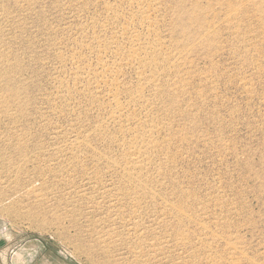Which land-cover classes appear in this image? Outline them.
<instances>
[{"label": "rangeland", "instance_id": "1", "mask_svg": "<svg viewBox=\"0 0 264 264\" xmlns=\"http://www.w3.org/2000/svg\"><path fill=\"white\" fill-rule=\"evenodd\" d=\"M228 1L0 0L2 264H264V0Z\"/></svg>", "mask_w": 264, "mask_h": 264}, {"label": "bare ground", "instance_id": "2", "mask_svg": "<svg viewBox=\"0 0 264 264\" xmlns=\"http://www.w3.org/2000/svg\"><path fill=\"white\" fill-rule=\"evenodd\" d=\"M230 1H231V2H230ZM245 1H247V0H245ZM147 2H148V1H147ZM150 2H151V1H150ZM155 2H156V1H155ZM218 2H220V1H218ZM228 2L231 3V6H234L232 0H229ZM141 3H142V2H141ZM134 4H135V3H134ZM149 9H150V8H149ZM143 10H144V9H143ZM247 10H248V7H247V8L244 10V12L241 14L242 17H243V18H242V19H243L242 21H245V20L247 21V19H248V12H247ZM139 12H140V11H139ZM144 15H145V13H144ZM144 15H143V16H144ZM115 17H117L116 14H115ZM146 17H147V16H146ZM144 18H145V17H143V19H144ZM147 18H148V17H147ZM148 20H149V18H148ZM142 21H143V20H142ZM144 23H145V22H144ZM149 23H151V22H149ZM146 24H148V22H147ZM143 25H144V24H143ZM150 25H151V24H150ZM150 25H149V26H150ZM151 27H152V25H151ZM146 30H147V31L150 30V29H148V26H147V29H146ZM133 37H135V36H133ZM137 37H138V36H137ZM137 37H136V38H137ZM141 38H142V37H141ZM132 41H133V39H132ZM138 41H140V40L138 39ZM133 42H134V41H133ZM134 44H135V43H134ZM136 44H137V43H136ZM158 44H159V43H158ZM137 45H138V44H137ZM142 47H143V46H142ZM142 47H141V48H142ZM148 48H149V47H148ZM152 48H153V47H152ZM134 49H135V48H134ZM134 49H133V50H134ZM142 49H143V48H142ZM146 50H147V49H146ZM156 50H157V49H156ZM137 51H138V50H137ZM131 52H132V51H131ZM132 53H133V52H132ZM130 54H131V53H130ZM130 54H129V55H130ZM140 54H141V53H140ZM152 54H153V53H152ZM152 54H150V55H152ZM157 54H158V53H157ZM134 55H136V53H134L133 56H134ZM141 55H142V54H141ZM126 56H127V55H126ZM130 56H132V55H130ZM133 56H132V57H133ZM136 56H138V55H136ZM136 56H135V57H136ZM155 56H156V55H155ZM128 57H129V56H128ZM129 58H130V57H129ZM142 58H143V57H141V59H142ZM133 59L136 60L137 57H136V58H133ZM128 60H129V59H128ZM135 60H134V61H135ZM145 60H146V58H145ZM129 61H130V60H129ZM141 61H143V60H140V58H139L138 63L142 64V63L144 62V61H143V62L141 63ZM152 61H153V60H152ZM104 62H105V61H104ZM131 62H132V60H131ZM148 62H149V60H148ZM148 62H147V63H148ZM135 63H136V62H135ZM138 63H137V65H138ZM157 63H158V61H157ZM102 64H103V63H102ZM104 64H105V63H104ZM133 64H134V63H133ZM148 64H150V62H149ZM108 65H109V64H108ZM154 65H155V63H154ZM100 66H101V63H100ZM103 66H104V69H105L106 66H105V65H103ZM132 67H133V66H132ZM138 67H139V65H138ZM145 67H146V66H145ZM114 68H115V67H114ZM136 68H137V67H136ZM139 68H140V67H139ZM149 68H150V67H149ZM155 68H156V67H155ZM109 69H110V68H109ZM140 69H141V68H140ZM140 69H139V70L137 69V70L140 71ZM151 70H152V69H151ZM88 73H89V72H88ZM139 73H141V71H140ZM143 73H144V72H143ZM143 73H142V74H143ZM151 73H152V72H151ZM83 74H84V73H83ZM83 74H82V75H83ZM89 74H90V73H89ZM142 74H141V75H142ZM141 75H140V76H141ZM77 76H78V75H77ZM84 76H85V75H84ZM89 76H90V75H89ZM142 76H143V75H142ZM152 76H154V75H152ZM83 78H84V77H83ZM138 78H139V77H138ZM146 78L148 79V77H146ZM155 78H156V77H155ZM155 78H154V79H155ZM86 79H87V77H86ZM88 79H89V78H88ZM92 79H93V78H92ZM150 79H152V78H150ZM154 79H153V80H154ZM79 80H80V78H79ZM95 80H96V79H95ZM153 80H152L151 83L154 82ZM88 81H89V80H88ZM117 81H118V80H117ZM149 81H150V80H149ZM95 82H96V81H95ZM89 83H90V82H89ZM117 83H119V82H117ZM148 83H149V82H148ZM151 83H150V84H151ZM95 84H97V83H95ZM103 84H104V83H103ZM142 84H144V83H142ZM108 85H109V83H108ZM116 85H118V84L115 83V86H116ZM103 86H105V84H104ZM97 87H98V85H97ZM108 87H109V86H108ZM112 87H113V86H112ZM117 87H118V86H117ZM117 87H116V90H117ZM141 87H142V85H141ZM114 88H115V87H114ZM143 88H144V87H143ZM110 90H113V89H110ZM110 90H109V92H110ZM113 91H114V90H113ZM113 91H111V93H112ZM116 93H117V94H116ZM109 95H110V94H109ZM109 95H108V97H110L111 95H114V96H115V95H118V92L116 91L114 94H111L110 96H109ZM111 97H112V96H111ZM141 97H142V96H141ZM116 98H117V97H116ZM116 98H113V99H116ZM143 98H144V97H143ZM118 99H119V98H118ZM134 100H135V102H136V98H135V96H134ZM137 100H138V98H137ZM113 101H114V100H113ZM116 101H117V100H116ZM139 101H140V99H139ZM117 102H119V100H118ZM117 102H114V103H116L117 105H119V103H117ZM133 102H134V101H133ZM141 102H142V101H141ZM143 102H145V101H143ZM136 103H137V102H136ZM116 104H115V105H116ZM119 106H120V108H119V111H120V109H121L122 107H121V105H119ZM113 108H114V107H113ZM114 109H115V108H114ZM122 109H124V108H122ZM125 109H126V108H125ZM117 110H118V108H117ZM119 111H118V113H119ZM124 112H125V111H124ZM113 113H114V111H113ZM121 113H122V111H121ZM119 114H120V113H119ZM123 114H124V113H123ZM114 115L116 116V113H115ZM121 116H122V115H121ZM113 117H114V116H113ZM113 117H112V118H113ZM116 117L119 118V116H116ZM116 117H115V119H116ZM118 118H117V119H118ZM120 118H122V117H120ZM151 134H152V133H151ZM151 134H150V135H151ZM151 136H152V135H151ZM151 136H150V137H151ZM139 153H140V152H138L137 154H139ZM135 154H136V153H135ZM135 154H134V155H135ZM140 155H141V153H140ZM137 156H138V155H137ZM142 156H144V155H141V159L143 158ZM136 158H137V157H136ZM134 159H135V158H134ZM138 159H140V158H138ZM142 161L144 162L143 159H142ZM134 162H136V161H134ZM137 162L140 163L138 160H137ZM137 162H136V163H137ZM143 162H142V163H143ZM136 166H137V165H136ZM136 166H135V167H136Z\"/></svg>", "mask_w": 264, "mask_h": 264}, {"label": "crops", "instance_id": "3", "mask_svg": "<svg viewBox=\"0 0 264 264\" xmlns=\"http://www.w3.org/2000/svg\"><path fill=\"white\" fill-rule=\"evenodd\" d=\"M37 247H35V248H33L32 250H34L35 251V253H37ZM31 254H33L34 252H32V251H29ZM40 253H42V252H40ZM39 262V264H66V263H63L62 261L60 262V261H57V260H55V259H53V258H51V257H47V256H44V253H42V256H41V258H40V260L38 261Z\"/></svg>", "mask_w": 264, "mask_h": 264}, {"label": "built area", "instance_id": "4", "mask_svg": "<svg viewBox=\"0 0 264 264\" xmlns=\"http://www.w3.org/2000/svg\"><path fill=\"white\" fill-rule=\"evenodd\" d=\"M3 252L0 251V264H2Z\"/></svg>", "mask_w": 264, "mask_h": 264}]
</instances>
